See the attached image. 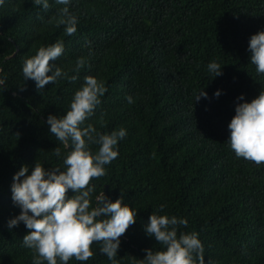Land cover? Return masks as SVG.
<instances>
[{
	"label": "trees",
	"instance_id": "trees-1",
	"mask_svg": "<svg viewBox=\"0 0 264 264\" xmlns=\"http://www.w3.org/2000/svg\"><path fill=\"white\" fill-rule=\"evenodd\" d=\"M49 5L0 3V264H32V250L22 245L29 229L6 226L19 212L12 177L35 159L46 167L61 163L53 147L66 150L46 117L67 110L85 75L107 89L85 123L99 132L126 129L105 174L90 179L96 192L104 186L110 198L122 196L137 210L121 234L119 264H137L144 249L161 247L143 230L152 212L186 218L178 233H198L205 264H264V162L237 157L227 144L236 97L251 100L264 90V73L255 72L247 49L250 35L264 28V0H71L78 17L71 35L56 23L62 5ZM57 40L64 49L56 64L77 78L38 91L22 64ZM211 60L222 74L208 73ZM203 87L208 98L194 102ZM91 247L86 261L67 264H110L95 242Z\"/></svg>",
	"mask_w": 264,
	"mask_h": 264
},
{
	"label": "clouds",
	"instance_id": "clouds-1",
	"mask_svg": "<svg viewBox=\"0 0 264 264\" xmlns=\"http://www.w3.org/2000/svg\"><path fill=\"white\" fill-rule=\"evenodd\" d=\"M32 2L45 10L50 6L49 0ZM70 2L55 0L62 5L56 23L64 26L67 35L76 31L78 23V17L69 10ZM63 49L60 40L40 46L22 64L24 79H32L38 91L58 78L75 80V75L69 76L56 64ZM247 49L255 72L264 73V28L250 35ZM82 63L77 58L75 67L79 69ZM206 68L212 77L222 74V66L216 60L209 61ZM3 84L4 78L0 76V85ZM106 90L102 80L85 75L83 83L73 92L67 110L62 115L49 113L46 117L49 133L66 150L62 154L60 146L53 147L61 163L46 167L35 159L31 164H22L13 174L11 200L19 212L7 220L6 226L11 229L22 222L29 229L22 237V245L32 250V264H67L70 258L86 261L93 255V242L110 264H119L116 255L121 234L135 222L137 210L123 202L122 196L110 198L104 186L96 192V185L90 179L105 174L104 166L117 157L116 146L126 135V129L99 132L92 123H85ZM221 91L218 88L212 95L218 97ZM201 97L208 98L204 87L195 93L194 102ZM125 99L133 102L130 94ZM236 100L239 102L235 103L234 115L227 125L228 147L237 157L257 164L264 162V90L251 100H245L244 93ZM92 144L96 145L95 150L90 147ZM187 223L184 217L152 212L143 230L161 247L144 249L146 255L137 264H205L204 246L198 233H178L177 226Z\"/></svg>",
	"mask_w": 264,
	"mask_h": 264
}]
</instances>
